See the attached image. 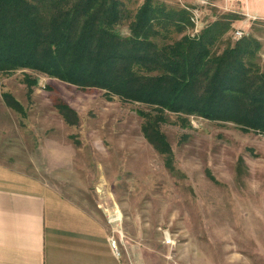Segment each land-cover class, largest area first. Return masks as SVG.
Returning <instances> with one entry per match:
<instances>
[{
    "label": "rangeland",
    "instance_id": "obj_1",
    "mask_svg": "<svg viewBox=\"0 0 264 264\" xmlns=\"http://www.w3.org/2000/svg\"><path fill=\"white\" fill-rule=\"evenodd\" d=\"M123 1L133 14L146 0ZM198 1L152 3L189 12ZM199 11L198 24L180 34L172 27L170 37L226 24L214 47L220 52L243 29L260 41L264 68L263 19L210 3ZM121 31L128 33V20ZM26 74L37 80L31 90ZM4 93L22 111L8 107ZM56 99L77 112V123L64 120ZM153 111L29 68L0 73V161L105 219L126 264H264V133L195 115L184 125L168 113L161 126L173 150L167 166L142 132L141 112Z\"/></svg>",
    "mask_w": 264,
    "mask_h": 264
},
{
    "label": "trees",
    "instance_id": "obj_2",
    "mask_svg": "<svg viewBox=\"0 0 264 264\" xmlns=\"http://www.w3.org/2000/svg\"><path fill=\"white\" fill-rule=\"evenodd\" d=\"M184 8L167 9L146 0L135 13L123 0H0V73L29 68L81 89L104 90L108 99L144 103L142 132L173 157L162 130L168 113L183 124L188 116L232 122L243 131L264 133V68L261 43L247 35L215 50L226 24L212 23L195 35ZM128 20V33L121 25ZM28 90L37 80L24 77ZM6 105L22 111L8 93ZM55 107L67 123L77 112L61 99ZM187 122V123H186Z\"/></svg>",
    "mask_w": 264,
    "mask_h": 264
},
{
    "label": "crops",
    "instance_id": "obj_3",
    "mask_svg": "<svg viewBox=\"0 0 264 264\" xmlns=\"http://www.w3.org/2000/svg\"><path fill=\"white\" fill-rule=\"evenodd\" d=\"M212 2L264 20V0ZM110 237L105 219L0 161V264H126Z\"/></svg>",
    "mask_w": 264,
    "mask_h": 264
},
{
    "label": "built area",
    "instance_id": "obj_4",
    "mask_svg": "<svg viewBox=\"0 0 264 264\" xmlns=\"http://www.w3.org/2000/svg\"><path fill=\"white\" fill-rule=\"evenodd\" d=\"M212 4L209 0H199L198 1V7H195L194 9H189V18H190V21L193 23V25L196 23L198 24V18L200 16V9L202 8V6L204 5H207V4ZM254 19V18H253ZM244 30L243 29H237L234 33V38L235 39H240L244 36ZM194 35V34H192ZM110 244H111V247L113 249V251L118 255L119 254V250L117 248V241L112 238L110 239Z\"/></svg>",
    "mask_w": 264,
    "mask_h": 264
}]
</instances>
